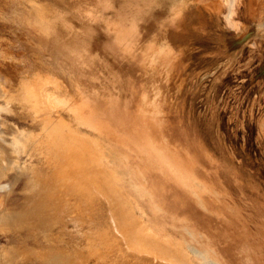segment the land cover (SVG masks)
<instances>
[{
    "label": "rangeland",
    "instance_id": "rangeland-1",
    "mask_svg": "<svg viewBox=\"0 0 264 264\" xmlns=\"http://www.w3.org/2000/svg\"><path fill=\"white\" fill-rule=\"evenodd\" d=\"M28 1L0 0V79L2 83H7L9 91H17L24 96V103L21 105L23 110L15 106L12 113H3L2 116L12 124L17 123L29 130L39 131L42 122L59 120L58 111L54 104H49L47 95L60 98L66 89L72 88L71 79L79 81L86 90L102 92L105 99L114 95V88L108 83V75L111 76L113 69L108 67L112 65L110 57L116 59V56L122 55L120 51L124 52L123 56H128V52L131 57L135 56L132 47L134 41L138 40V24L144 17L150 16L146 10L157 0H94L93 5L105 20L109 23L117 21L123 29L118 36L109 39L112 49L107 52V37L101 26L88 27L77 23L76 33L82 43L78 56L60 51L54 42L44 41L47 35L40 36L31 25L32 21L26 10ZM194 3L201 6L204 1L196 0ZM105 4H110L111 7ZM238 9L235 20L243 23L244 27L237 32L225 18L226 9L221 11L220 17L212 14L205 24L200 25L196 23L200 12L196 6L189 5L178 21L179 25L175 27L177 34H183L178 39H182L179 44L183 50L179 51V55L184 53L181 66L170 78L159 81L158 85L171 125L186 131L189 139L200 146L208 158L215 162L213 164L219 167V181L212 176L213 166L208 165V162L201 165L202 176L207 182L216 183L219 189H228L230 195L234 193L233 197L231 195L232 199L235 197L233 200L243 204V201H249L251 194L264 200V25L261 24L264 19V0H247L246 5L240 4ZM111 12L113 13L110 14ZM204 13L208 14L205 9ZM128 33V40L132 42L127 51L124 36ZM185 34L192 36L187 37ZM110 52L114 55L110 56ZM142 57L140 54L139 61L133 64L136 77L134 88L137 91V98L130 108L133 112L137 110L140 97L145 91L142 85L152 86L150 76L143 74L145 68ZM90 63L91 67L88 66ZM116 70L122 76H126L128 72L122 64L117 65ZM213 85L216 87L214 93ZM209 92L214 95L207 98ZM4 103L5 100L0 99V105L3 106ZM261 122L263 124L260 125ZM83 128L85 127H81L82 130ZM85 133L86 129L78 133L81 136L69 130L66 137H74L89 148L96 171L114 185L116 198L124 199L142 215H135L131 211L129 217L141 228L147 222L168 250L188 261L184 264H200L194 259L192 260L195 262L192 261L187 252L184 253L190 246L200 247L192 238L196 220L202 222L200 227L203 229L207 224L205 230L213 244H216L214 246L221 255L222 264H264V240L256 235L255 226L243 219V210L235 215L234 222H231L234 226L230 234L225 235L223 231L226 222L221 223L216 216L205 214L197 205L196 197L174 185L163 183L155 173L141 175L136 169L145 166L135 153L107 141L103 142L104 147L93 137L84 135ZM42 142L40 147L49 148ZM41 155L48 161L52 159L47 149L42 150ZM26 159L21 158L22 161ZM32 163L38 169L41 168L39 157L34 156ZM127 168L130 169L129 172ZM70 175L80 174L77 170L74 173L71 171ZM9 181H13L12 178L4 179L1 183L7 184ZM28 181L29 176L26 174L18 178L11 194L0 191V209L16 210L18 218L22 220V238H19V244L43 253L40 258L36 256L20 264H55L48 257L51 247H84L87 236H94L95 240L106 245V263L90 259L68 260L61 264H120L119 257H122L124 264H171L164 259L127 253L122 234L111 228L104 216L107 214L95 210L88 212V205L73 213L70 210L73 199L67 196L69 192L58 187H52L49 196H44L45 204L40 197L30 192ZM138 186L153 189L147 194L137 190ZM58 192L62 195L56 202L54 197L59 195ZM257 197L254 200L255 212L264 214V201ZM61 199L66 203V210L65 204L59 202ZM103 205L102 201L101 207ZM262 224L258 221L256 227ZM44 234H48L49 238L45 239ZM13 242L15 240L0 231V246ZM119 252L122 256H119Z\"/></svg>",
    "mask_w": 264,
    "mask_h": 264
},
{
    "label": "bare ground",
    "instance_id": "bare-ground-1",
    "mask_svg": "<svg viewBox=\"0 0 264 264\" xmlns=\"http://www.w3.org/2000/svg\"><path fill=\"white\" fill-rule=\"evenodd\" d=\"M195 1L157 0L151 8L146 10L150 16L144 17L138 24V40L137 42L134 41L132 47L135 56L131 57L129 52L128 56H123L124 52L120 51L122 55L116 56V59H114L110 57L114 55L113 52H110L109 57L112 65L108 67L113 69H111V76L108 75V83L113 86L114 95L105 99L102 92L86 90L79 81L71 79L72 88L70 90L66 89L60 98L52 94L47 95L49 104H54L58 111L59 120L56 122H42L39 131L29 130L19 126L17 123L12 124L2 116L3 113H12L15 106H19L23 110L21 105L24 103V96L17 91H9L7 83H2L0 79V99L5 100L4 105H0V191L5 192L7 195L11 194L10 192L13 190L18 178L27 174L29 176L30 192L38 198L40 197L43 203H45L44 196H49L50 189L58 187L62 191L69 192L67 196L73 199V204L70 206V210L73 213H77L80 207L88 205V212L95 210L96 212L107 214L104 216L111 228L115 232L122 234L127 253L152 259H164L171 264L188 262L168 250L147 222L141 228L129 217L131 211L135 215H142L132 205L127 204L124 199L116 198L114 185L108 183L105 177L103 179L96 171L89 148L85 144L78 142L74 137H66V133L69 130H72L75 135L81 136L78 133L86 129L87 133L84 135L93 137L101 145L107 141L111 142L112 145L114 143L116 145L119 144L127 148L129 152L135 153L145 166L144 168L136 169L141 175L155 173L156 177L163 183L174 185L192 197H196L197 205L205 214L216 216L221 223L226 222V227L223 231L225 235L230 234V230L234 226V223L231 224V222H234L235 215L240 214L243 210L245 212V218L243 219L254 225L257 229L256 235L264 240V214L255 212L256 205L254 200L257 195L251 194L252 197H250L248 202L243 201V204H240L233 200L235 197L232 199L234 193L231 194V197L228 189L221 187L219 189L216 183L206 181L202 176L201 165L205 162H208V165L211 164L214 172L212 176L217 181H219V178H217L219 167L213 164L215 162H213L212 158H208L200 146L189 139L186 131L180 129L181 127L177 129L171 125L161 88L158 85L159 81L170 78L173 72L181 66L184 53L179 55V51L182 50L179 42L182 39L180 41L178 39L183 34H177L178 31L175 27L179 25L178 21L182 18L184 10L189 5L196 6L200 12L196 20V23L200 25L205 24L208 17L212 14L220 17L221 11L226 9L227 15L225 18L229 25L232 26L231 28L236 29L238 32L239 29L244 27L243 23L235 20V15L239 10L238 6L240 4L246 5L247 0H201L204 1L201 6L194 3ZM28 2L26 10L30 15L31 25L34 30L40 36L47 35L44 41L56 43V47L66 54L70 52L78 56L79 48L82 45L76 33L77 23L88 27L101 26L105 32V35H103L107 37L105 43L107 52L112 49L109 39L118 36L123 29L117 21L113 23L106 21L102 13L93 5L94 0H29ZM105 5L109 6L110 4ZM204 9L208 14L204 13ZM262 22L261 24L264 25ZM179 35L181 36L179 37ZM185 35L187 36V34ZM124 37L126 38L125 45L128 51L132 41L128 40V38L130 39L129 33L125 34ZM140 54L143 55L142 61L145 68L143 74L150 76L152 86L148 87L142 83L145 91L141 97L139 96L141 99L139 100L138 108L133 112L130 108L137 98V91L134 88L136 77L133 71V64L139 61ZM119 64L126 66V71H128L126 76H122L116 70ZM88 66L91 67L92 63ZM137 67L139 68V66ZM214 85L213 93L216 88ZM210 93H208L207 98L214 95ZM52 101L54 102L52 103ZM27 113L30 116V113ZM28 115L25 113V116ZM261 124L263 123L261 122ZM81 127L85 128L82 130ZM203 129L205 130V128ZM215 133L217 132L215 131ZM40 141L46 143L49 148L40 147ZM102 146L106 147L105 145ZM46 149L52 155L50 161L41 155L42 150ZM104 150L108 154L107 149L104 148ZM34 156L41 159L42 165L40 169L32 163ZM22 157L27 159L22 161ZM77 170L80 175H70L71 171L74 173ZM132 176L135 177V174ZM10 178L13 181H9L7 184L1 183L2 180H9ZM127 178L125 180L128 183ZM131 182L132 180L129 181V185H131ZM120 183L124 184L123 182ZM238 184L241 185L240 182ZM239 187L242 189L241 186ZM32 188H36V190H32ZM151 189L150 187L138 186L137 190L150 194ZM252 192H254V188H252ZM61 195L59 193V195L54 197L56 202L61 198ZM258 199L264 201L261 198ZM102 201L104 205L101 207ZM209 201L212 203L210 204ZM59 202L63 205L65 204L64 210H66L65 201L61 199ZM21 221L16 210L9 211L3 207L0 209V231L15 240L13 243L0 246V264H20L36 256L38 258L43 256V253L19 244L18 240L22 238L20 228H23ZM258 221L263 224L256 227ZM194 223L196 224V229L192 233V238L200 247L190 246L184 253L187 252L191 260L194 259L200 264H222V258L216 249L217 247L215 248V243L213 244L205 230L207 224L203 226L205 228L203 229L200 227L202 222L196 220ZM44 237L48 239L49 235L44 234ZM97 238L100 239L99 237ZM85 239L86 244L84 247H67L65 249L59 246L51 247L48 250V257L55 264L65 263L68 260L84 261L90 259L106 263V245L95 240L94 236H87ZM119 256H122L120 252ZM119 263L124 264L122 257H119Z\"/></svg>",
    "mask_w": 264,
    "mask_h": 264
}]
</instances>
